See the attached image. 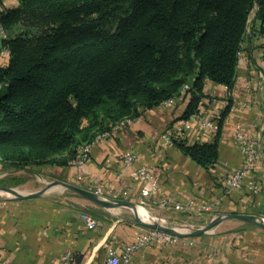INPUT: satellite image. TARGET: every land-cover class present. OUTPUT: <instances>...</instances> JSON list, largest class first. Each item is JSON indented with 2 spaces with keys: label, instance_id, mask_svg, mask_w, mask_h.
Returning a JSON list of instances; mask_svg holds the SVG:
<instances>
[{
  "label": "trees",
  "instance_id": "1",
  "mask_svg": "<svg viewBox=\"0 0 264 264\" xmlns=\"http://www.w3.org/2000/svg\"><path fill=\"white\" fill-rule=\"evenodd\" d=\"M18 2L0 13V52L10 54L0 66V161L15 168L67 166L82 145L186 84L189 118L206 80L233 89L253 22L264 35V0ZM174 144L205 168L218 158L216 142Z\"/></svg>",
  "mask_w": 264,
  "mask_h": 264
},
{
  "label": "crops",
  "instance_id": "2",
  "mask_svg": "<svg viewBox=\"0 0 264 264\" xmlns=\"http://www.w3.org/2000/svg\"><path fill=\"white\" fill-rule=\"evenodd\" d=\"M18 4V0H3L0 13ZM2 37L4 33L0 30ZM9 58L0 54V66L6 67ZM227 99H231L234 108L225 116L220 131L195 124L179 139L186 146L216 142L218 158L209 168L196 163L177 144L162 139L163 133L187 112L191 99L185 94L143 111L134 124L93 145L90 159L81 167L46 164L28 170L32 168L38 181L46 185L60 180L85 190L100 186L106 199L134 204L143 223L198 229L221 214L245 213L264 219V162L256 169L257 180L263 186L260 193L242 189L226 194L224 185V179L244 163L234 142L236 134L242 132L257 138L264 124V35L254 22L243 43L233 89L206 80L199 112L209 116L222 114ZM262 139L264 148V135ZM127 151L139 159L132 167L122 163V154ZM141 165L153 167L158 175V191L150 199L141 196L142 184L136 176ZM7 166L0 161V176ZM164 199L195 203L182 212L172 207L161 208L159 201ZM202 205H211V213L202 212ZM138 209L142 210L141 215ZM83 213L98 221L96 228L85 225ZM144 216L149 218L145 220ZM148 229L129 209L94 203L62 186L36 198L0 199V256L12 264H62L68 251L75 264H104L109 247L122 254ZM210 263L264 264V230L227 219L201 236L144 247L133 253L130 260V264Z\"/></svg>",
  "mask_w": 264,
  "mask_h": 264
},
{
  "label": "built area",
  "instance_id": "3",
  "mask_svg": "<svg viewBox=\"0 0 264 264\" xmlns=\"http://www.w3.org/2000/svg\"><path fill=\"white\" fill-rule=\"evenodd\" d=\"M252 19V18H251ZM250 19V20H251ZM0 30L4 33L3 28L0 24ZM2 55L10 56L9 51L4 49L0 52ZM189 84L184 85L181 90V95H185L189 90ZM165 101L164 103H168ZM230 106V111L234 108L231 99H227L225 102V108ZM137 118H125L115 125L111 126L110 131H105L96 136V138L91 142L80 147L79 153L75 159H73L69 165L75 167L83 166L90 159V152L93 145L103 140L110 139L113 134L120 129L134 124ZM221 114H216L214 116H209L198 112L191 115L187 119H179L170 128H168L162 135L167 143L175 145V140L182 139L186 136L187 132L193 127V125H198L202 129L217 132L220 130ZM264 135V124L261 127L260 135L256 137H250L242 132H238L235 136V144L239 148L243 158L244 163L241 168L233 172L230 176L224 179L225 192L229 194L235 190L246 189L252 194H258L263 190V186L258 182L256 177L257 165L260 162H264V148L263 139ZM122 163L126 167H132L139 162L138 156L133 152H124L122 154ZM136 176L142 184L141 196L143 199H150L153 197L159 187V179L156 170L148 165H141L136 169ZM87 191L96 194L99 197H103L104 189L100 186L86 188ZM195 201H190L187 204H182L179 202H174L170 199H164L159 201L161 208L172 207L175 210L184 212L194 205ZM201 211L206 213H211V205H202ZM82 220L89 229H94L98 225V221L87 213L81 215ZM181 237L174 236L156 229H148L144 233H141L136 237L134 242L127 246L122 254L116 253L111 247L108 248L107 258L104 264H130L131 257L136 251L151 246L155 243L162 245L174 244ZM0 264H12L8 263L0 256ZM62 264H75L72 260V254L70 251L66 252L63 257ZM211 264V263H210Z\"/></svg>",
  "mask_w": 264,
  "mask_h": 264
},
{
  "label": "water",
  "instance_id": "4",
  "mask_svg": "<svg viewBox=\"0 0 264 264\" xmlns=\"http://www.w3.org/2000/svg\"><path fill=\"white\" fill-rule=\"evenodd\" d=\"M56 186H62V187H65L67 189H70V190L74 191L75 193L81 195L85 199H88V200H90L94 203L100 204V205H116V206L125 207V208H127L133 212L136 220L139 223L144 224L151 229H156V230H159V231H162V232L174 235V236H178L181 238L201 236V235L211 231L214 227H216L222 221L227 220V219L240 220L242 222L249 223L251 225H254V226L264 230V219H262L258 216L252 215V214H245V213H230V214L217 215L207 225H205L201 228H198V229L188 228L186 230H183L180 228L163 226L159 223H143L140 220L138 213L136 212V207L134 204H132L130 202H126V201L109 200L106 198H102V197H99L92 192H89L85 189H82L80 187H77L75 185H72V184H69L67 182L60 181V180H54V181L48 183V185L44 189H42L38 192H35V193L25 194V195H15V196L12 195L11 196V195H9V193H12L11 191H8L4 188H0V195L5 200H25V199L39 197V196L43 195L44 193H46L51 188L56 187Z\"/></svg>",
  "mask_w": 264,
  "mask_h": 264
},
{
  "label": "rangeland",
  "instance_id": "5",
  "mask_svg": "<svg viewBox=\"0 0 264 264\" xmlns=\"http://www.w3.org/2000/svg\"><path fill=\"white\" fill-rule=\"evenodd\" d=\"M253 16L254 13L251 18H253ZM28 167L31 166L15 168L8 165L6 171L0 176V188L11 191L12 195L15 196L30 194L32 191H37L38 189L47 186L45 183L38 181L39 178H37L34 170H32V168L28 170ZM0 199H3L1 195ZM144 217L145 220L149 218L148 216ZM168 226L183 230L188 229V227L180 225L177 226L168 224Z\"/></svg>",
  "mask_w": 264,
  "mask_h": 264
},
{
  "label": "bare ground",
  "instance_id": "6",
  "mask_svg": "<svg viewBox=\"0 0 264 264\" xmlns=\"http://www.w3.org/2000/svg\"><path fill=\"white\" fill-rule=\"evenodd\" d=\"M9 195H11V196H12V193H9ZM138 212H139V215H141V214H142V210H141V209H138Z\"/></svg>",
  "mask_w": 264,
  "mask_h": 264
}]
</instances>
